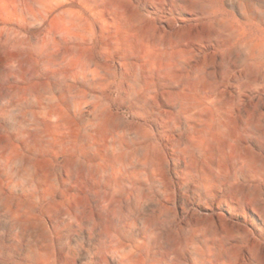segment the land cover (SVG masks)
<instances>
[{
    "label": "rangeland",
    "instance_id": "374dc122",
    "mask_svg": "<svg viewBox=\"0 0 264 264\" xmlns=\"http://www.w3.org/2000/svg\"><path fill=\"white\" fill-rule=\"evenodd\" d=\"M0 264H264V0H0Z\"/></svg>",
    "mask_w": 264,
    "mask_h": 264
}]
</instances>
